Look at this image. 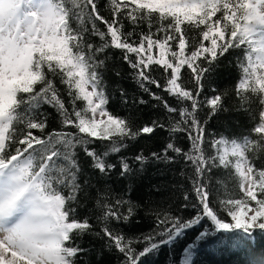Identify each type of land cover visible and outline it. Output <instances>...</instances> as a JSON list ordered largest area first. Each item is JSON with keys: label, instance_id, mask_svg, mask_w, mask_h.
<instances>
[{"label": "snow or ice", "instance_id": "1", "mask_svg": "<svg viewBox=\"0 0 264 264\" xmlns=\"http://www.w3.org/2000/svg\"><path fill=\"white\" fill-rule=\"evenodd\" d=\"M193 31L199 39L189 35ZM110 48L121 51L131 78L165 110L170 136L186 134L188 150L170 140L151 158L192 168L191 175L181 172L195 194L190 199L185 192L182 207L195 212L189 218L157 213L151 232L126 239L110 224L133 220L138 205L123 197L97 199L107 247L123 254L120 264H143L161 247L183 241L179 264H194L215 238L243 253L240 264H264V251L256 248L264 236V0H0V264H83L87 250L77 241L93 225L87 216L78 218L77 207L92 185L82 179L78 147L91 158L99 182L116 168L110 154L166 127L159 120L137 127L134 117L108 110L103 70ZM233 55L241 109L255 120L254 100L260 106L251 129L256 139L207 131L227 95L214 88L205 95L210 77ZM152 86L173 97L175 106ZM119 91L125 104L148 103ZM44 106L75 131H46ZM97 142L103 151L91 147ZM148 159L135 157L142 165ZM131 172L121 157L120 175ZM225 175L238 182L242 195L212 199Z\"/></svg>", "mask_w": 264, "mask_h": 264}, {"label": "trees", "instance_id": "2", "mask_svg": "<svg viewBox=\"0 0 264 264\" xmlns=\"http://www.w3.org/2000/svg\"><path fill=\"white\" fill-rule=\"evenodd\" d=\"M97 2L101 3L102 0H97ZM108 2L110 3V0ZM102 14L108 18L110 16L109 9H103ZM97 23L99 24V22ZM101 30L106 31L103 26H101ZM144 31H147V28H144ZM189 35L199 39L198 33L195 31ZM92 42L97 45L101 43L98 37H92ZM106 54L108 59L105 61L103 77L105 91L109 95L108 110L116 116L134 117L137 127L150 124L152 120H159L166 127L164 129L158 128L150 136L141 135L136 140L127 141L126 148H123L119 153L110 154L107 160L109 163L115 164L116 168L111 171L109 176L103 177L99 182L98 173L91 166V158L84 153L82 146L78 147L77 156L83 170L82 179L90 180L92 185L87 193L88 198H82L80 206L77 207L78 218L83 219L87 216L89 223L93 225V231L83 234L77 241L81 247L87 250L81 257L83 264H120V261L124 259L123 254L114 247L108 248L106 245L107 237H104L102 232L103 223L96 219L100 215L96 209L97 199L114 201L116 198L123 197L138 205L136 217L133 220L119 224L113 221L110 224L111 227L121 231L126 239H134L141 234L151 232L156 227L155 216L157 213L163 215L165 212H170L173 215L189 218L190 214L195 212V209L191 207L187 209L182 207L184 203H187L184 200V193L188 192L190 199H194L195 194L191 191V182L186 180L181 172L191 175L192 168L186 166L183 161L165 164L151 158L153 152H161L170 140L178 147L188 150L189 141L186 134L176 132L170 136L165 110L158 106V102L152 100L147 93H144L131 78V70L122 60L121 51L110 48ZM117 71L121 73L120 76L116 75ZM184 77L190 80V73H185ZM239 78L240 72L236 66L235 55L222 59L210 77L209 91L205 95H212L211 89L213 88L216 89L217 93H227L223 96V110L209 121L207 128L208 133L216 134L217 138L220 136L241 138L245 135H250L253 139L258 138L256 134L251 133V129L259 122L260 106L254 100L251 110L256 116L255 120L251 119L248 113L241 109L240 101L235 94V86ZM188 86L191 87V83ZM121 88L125 90L130 100L132 98L138 100L143 97L148 103L143 105L125 104L121 99L119 91ZM152 90L160 92L175 106L173 97L167 96L155 86H152ZM77 103L82 104L83 102L78 101ZM154 105L157 106L154 107ZM43 111L48 115L46 131L51 132L54 129L56 131H75L73 128L63 127L60 122L61 118L54 108L44 106ZM201 116L206 118L203 113ZM16 127L20 130L23 125ZM91 147H97L99 151H103L99 142L91 145ZM205 149L206 154L211 151L207 145H205ZM140 154L149 157L143 165L135 160V157ZM169 154L174 155V153ZM121 157L125 158L132 168V172L124 176L120 175ZM214 191L215 195L212 199H215L216 196L220 199L239 198L242 195L239 192L238 182L228 175L223 177V183L215 185ZM96 233H100V235H96ZM134 247L139 251L142 250L143 245L136 244ZM182 247L183 241L178 242L174 247H161L158 253L142 258L143 264H179V260L182 258ZM256 248L258 252L264 251V236L258 237ZM244 258L243 253L238 249L229 247L227 244L218 245L216 239L213 238L211 242L199 250L197 256L194 257V264H240Z\"/></svg>", "mask_w": 264, "mask_h": 264}]
</instances>
